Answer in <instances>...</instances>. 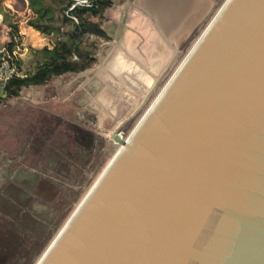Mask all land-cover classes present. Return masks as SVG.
<instances>
[{
	"label": "water",
	"instance_id": "95a60500",
	"mask_svg": "<svg viewBox=\"0 0 264 264\" xmlns=\"http://www.w3.org/2000/svg\"><path fill=\"white\" fill-rule=\"evenodd\" d=\"M35 264H264V0H224Z\"/></svg>",
	"mask_w": 264,
	"mask_h": 264
},
{
	"label": "rangeland",
	"instance_id": "374dc122",
	"mask_svg": "<svg viewBox=\"0 0 264 264\" xmlns=\"http://www.w3.org/2000/svg\"><path fill=\"white\" fill-rule=\"evenodd\" d=\"M0 1L20 17L15 54L25 61L28 47L48 45L49 37L25 24L26 0L24 8L20 0ZM223 2L201 0L192 31L164 57L138 50L133 65H114L119 50L108 52L109 37L98 43L90 68L0 101V264L36 263L118 150L109 134L129 135Z\"/></svg>",
	"mask_w": 264,
	"mask_h": 264
},
{
	"label": "trees",
	"instance_id": "16d2710c",
	"mask_svg": "<svg viewBox=\"0 0 264 264\" xmlns=\"http://www.w3.org/2000/svg\"><path fill=\"white\" fill-rule=\"evenodd\" d=\"M20 1L24 8V0ZM26 2L32 13L25 24L49 37V43L39 48L28 47V58L24 61L13 52L20 42L18 25L10 24L7 33L9 38L0 45V60L9 55L8 60L14 66V72L0 88V101L18 97L25 87L42 85L54 77L66 73L76 74L90 68L95 61L98 43L108 39L102 22L104 11L112 0H96L95 7L75 8L68 13L66 7L69 0ZM2 8L19 17L16 10L5 6ZM71 15L76 21L70 18Z\"/></svg>",
	"mask_w": 264,
	"mask_h": 264
},
{
	"label": "crops",
	"instance_id": "0c3cea01",
	"mask_svg": "<svg viewBox=\"0 0 264 264\" xmlns=\"http://www.w3.org/2000/svg\"><path fill=\"white\" fill-rule=\"evenodd\" d=\"M200 1L189 0V5H191L189 8L187 6L188 0L113 1L111 6L104 11V19L108 18L110 22H102V27L108 38L114 37L115 39L113 44L109 45L108 52L110 53V50H114V48L119 50L113 64L124 68L133 65V59L138 54V50H158V54L164 57L167 49H175L183 36L192 31L193 26H195L197 5ZM162 4L165 6H162ZM177 4H179V8H173ZM162 7L168 9L166 10L167 14L162 10ZM112 10L115 11L114 15L110 13ZM0 11L1 37L4 41H7L10 24L17 23L18 25L20 17L3 9L2 1H0ZM31 13L30 8L29 14ZM29 14L25 15L26 19L31 18ZM23 30L27 32V30ZM123 51L128 54L124 56ZM153 56L155 57V54Z\"/></svg>",
	"mask_w": 264,
	"mask_h": 264
},
{
	"label": "built area",
	"instance_id": "2783aa9c",
	"mask_svg": "<svg viewBox=\"0 0 264 264\" xmlns=\"http://www.w3.org/2000/svg\"><path fill=\"white\" fill-rule=\"evenodd\" d=\"M95 6L96 0H69V3L66 7V13L75 8H91ZM70 18L73 21H76L74 16L71 15ZM8 58L9 55H6L0 60V88L3 86V83L6 81V79L14 72V66L10 65Z\"/></svg>",
	"mask_w": 264,
	"mask_h": 264
},
{
	"label": "bare ground",
	"instance_id": "6f19581e",
	"mask_svg": "<svg viewBox=\"0 0 264 264\" xmlns=\"http://www.w3.org/2000/svg\"><path fill=\"white\" fill-rule=\"evenodd\" d=\"M177 1H178V0H177ZM165 2H166V1H165ZM162 3H163V1H162ZM151 4H152V3H151ZM164 4H165V3H164ZM164 4H162V6H165ZM157 6H158V5H157ZM160 6H161V5H160ZM155 7H156V6H155ZM155 7H154V8H155ZM152 8H153V7H152ZM156 8H157V7H156ZM157 9H158V8H157ZM160 9H161V8H160ZM151 10H152V9H151ZM162 10L165 12V11L167 10V8H166V7H162ZM162 10H161V11H162ZM159 11H160V10H159ZM163 11H162V13H164ZM154 12H155V11H154ZM160 13H161V12H160ZM158 15H159V14H158ZM159 93H160V91H159ZM159 93H158V94H159ZM158 94H157V96H158ZM157 96H156V97H157ZM150 105H151V104H150ZM147 109H148V108H147ZM133 111H134V110H133ZM117 123H118V122H117ZM119 123H120V122H119ZM116 127H117V126H116ZM116 127H115V128H116ZM112 133H113V132H112ZM112 133H110L109 136H110ZM119 149H120V146H119L118 150H119Z\"/></svg>",
	"mask_w": 264,
	"mask_h": 264
}]
</instances>
